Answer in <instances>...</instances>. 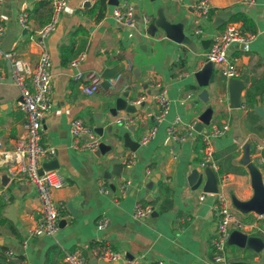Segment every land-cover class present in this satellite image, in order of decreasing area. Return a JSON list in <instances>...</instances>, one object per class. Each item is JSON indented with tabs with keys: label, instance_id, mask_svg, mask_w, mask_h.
Masks as SVG:
<instances>
[{
	"label": "crops",
	"instance_id": "0c3cea01",
	"mask_svg": "<svg viewBox=\"0 0 264 264\" xmlns=\"http://www.w3.org/2000/svg\"><path fill=\"white\" fill-rule=\"evenodd\" d=\"M95 1L67 0L55 29L45 39L52 58V107L44 119L42 141L55 149V156L51 159L55 163L49 170L60 172L66 181L63 187L52 191L54 201L66 206L59 220L64 223L59 224L55 235H32L29 230L40 216L35 189L13 178L10 182L12 188L0 185V217L7 219L0 223L3 264H19L23 259L28 264H65V252L80 253L91 264L92 259L98 256L99 240L122 253L125 259L140 258L139 264H213L211 239L216 231L214 204L217 197L214 193H205L200 200L202 187L192 189L187 182L192 169L203 170L199 167L201 148L196 149L198 136L176 142L169 139L167 128L176 116L180 117L182 127L197 122L201 112L212 107L210 122L228 124V130L211 141L218 173H221V166L222 173L230 177L223 190L225 193L228 189L233 190L240 199L251 196L249 175L247 172H234L232 166L242 167L238 159L246 139L252 140L253 154L258 146L264 152V121L251 115L255 106L264 109V93L256 96L252 109L246 107L244 96L252 82H259L261 90L264 89V0H255L254 3L246 0H208L211 16L207 15L197 24L192 14L197 0H128L139 16L134 27L119 24L113 19L115 5H109L107 0L103 18L95 21L90 9ZM40 2L44 5L36 10ZM22 10L27 13L28 27L18 19ZM49 11V0H2L0 25L4 33L0 39L1 47L14 50L20 58L34 66L40 53L37 32L45 25ZM161 11L172 22L187 17L186 33L196 34L197 28L202 29L203 33L195 39V52L184 44L167 39L160 30L154 37L147 34L148 25H144L142 15H147L151 22ZM224 12H230L224 26L213 27L214 17ZM237 14L245 16L247 22L240 18L228 21L230 16ZM230 23L239 26L241 31L256 33L246 46L233 43L228 48L229 56L237 59L239 78L245 82L242 105L238 109L229 107L228 79L219 73L215 65L208 85L211 96L207 103L198 99L202 87L197 86L193 77V72L202 67L207 50L202 48L201 40L211 42ZM62 46L78 51L76 57L84 54L78 67H71L69 62L62 63ZM120 62L126 65L119 81L112 83L109 89L100 85V89L92 95L82 90L83 85L88 83L86 80L74 78L78 70L84 73L93 71L100 76L105 67ZM135 68L138 69L136 75L133 73ZM0 74L3 77L0 80V169L9 172L12 166L4 161L3 154L14 148L21 135L24 114L16 105L19 90L10 77L9 64L1 57ZM157 81L165 88L170 100L169 111L162 121L156 119L159 107L155 95L160 90L155 86ZM129 86V95L134 103L140 98L144 101V106L136 112L144 119L138 123L134 139L139 142L140 137L152 127H156V135L148 143L139 144L134 151L135 163L130 168H124L119 177L111 175L108 179L104 177L106 170L111 171L107 160L118 155L116 149L119 144L115 143L113 150L100 157L96 152L78 151L72 146L69 123L79 118L94 129L103 127L101 141H114L106 131L107 125L113 124L115 128V119L127 114L121 112L116 117L109 116L105 109L109 104L107 96L112 91L118 94L128 91ZM129 151L125 149L120 154V160ZM147 169L150 174H146ZM156 174L159 178L151 189H147L146 185ZM100 185L106 186L109 191L100 192ZM15 202L14 220H11L5 214ZM136 202L152 207L156 214L147 218L135 217L133 209ZM69 205L75 209L74 213L69 210ZM101 216L106 217L107 224L98 230L96 221ZM240 216L243 220L252 216L244 220L246 227L243 231L264 238L263 217L253 214ZM8 249L15 253L16 258L6 256ZM240 252L236 246L227 244V256ZM233 259L238 258L234 256ZM247 259L264 263V248Z\"/></svg>",
	"mask_w": 264,
	"mask_h": 264
},
{
	"label": "built area",
	"instance_id": "2783aa9c",
	"mask_svg": "<svg viewBox=\"0 0 264 264\" xmlns=\"http://www.w3.org/2000/svg\"><path fill=\"white\" fill-rule=\"evenodd\" d=\"M255 0H246L248 3H254ZM2 0H0V3ZM67 0H49L52 16L37 32L40 53L37 63L32 66L28 61L20 58L12 49H4L0 45V57L7 61L10 67V77L12 82L19 90V98L16 105L24 114L22 124V133L19 136L14 148L3 154L4 161L11 164L9 171L11 177L26 185H30L35 189L36 197L40 204V216L35 226L29 230L32 235H55L59 230V220L61 213L66 209L65 204L56 203L52 197V191L59 189L66 184L65 178L58 171L45 170L42 168L44 162L50 161L55 156V149L48 146L42 141L43 123L46 115L52 107V58L47 49L45 39L56 27L58 18L66 6ZM210 10L208 0H197L192 9L195 23H199L200 19L206 18ZM113 19L122 25L134 27L136 15L134 6L128 0L119 1L112 10ZM18 19L22 25H27V13L22 10ZM262 20L264 24V1L262 4ZM142 21L145 26L150 22L147 15H142ZM3 26L0 25V39L3 36ZM264 33V27L263 31ZM197 35L203 33L201 28L195 30ZM256 36L255 32L241 31L239 26L234 23L227 24L219 34L212 38L203 59L212 62L219 73L226 79L239 78L240 71L236 64V58L228 54V48L233 43H249ZM157 38V37H156ZM84 58V54L78 55L69 62L71 67H78L79 62ZM0 74V80L2 79ZM75 79L86 80L88 83L83 85L82 90L85 94L92 95L100 89L101 78L93 72L84 73L78 70ZM155 86L160 90L155 95L156 103L159 107L156 119L162 121L169 111L170 100L167 92L159 81L155 82ZM143 98H140L142 101ZM144 119L143 115L133 113L127 116H120L115 119V123H140ZM181 119L176 116L167 128L169 139L176 142H184L187 139L195 138L200 134L202 148L200 149L201 161L200 169L209 166L217 173L218 191L216 202L214 204V213L217 217L215 236L211 239L213 248V264H228L226 255V247L230 232L233 229L241 230L246 227V223L241 216L232 209L227 193L223 188L229 180V174L218 173V165L214 160L213 148L211 141L213 138L220 137L228 130V124H217L210 122L204 126L201 132L194 129L196 121L181 126ZM69 131L73 137L72 146L78 151L95 152L101 143L100 136L92 126L86 125L81 119H72L69 123ZM156 135V127L150 128L144 133L139 144H146ZM81 138H83L81 140ZM262 147L258 146L253 157L260 166L264 157L261 152ZM136 160V153H129L122 158L121 163L124 168H130ZM42 170V172H41ZM146 174H150V170H146ZM99 191L108 192V188L104 185L99 186ZM205 192L199 196L203 199ZM117 203V200H115ZM153 208L143 206L136 202L133 209V215L137 218H147L152 214ZM107 224L105 216H101L96 221V228L103 229ZM230 226V229H229ZM9 259L16 258L15 253L8 249L5 251ZM97 259L106 262H118L119 264H139L140 258L125 259L119 251L113 250L106 242L99 240V250ZM65 264H88L86 258L77 252H65L63 256ZM19 264H28L26 260H20Z\"/></svg>",
	"mask_w": 264,
	"mask_h": 264
},
{
	"label": "water",
	"instance_id": "95a60500",
	"mask_svg": "<svg viewBox=\"0 0 264 264\" xmlns=\"http://www.w3.org/2000/svg\"><path fill=\"white\" fill-rule=\"evenodd\" d=\"M153 1V0H151ZM119 0H107L109 5H117ZM88 4V3H87ZM230 12H224L220 15L214 17L212 26L221 27L225 24L227 16ZM187 24V17L181 18L177 22H172L167 19L161 12L158 13L154 21H151L146 27V32L151 37H154L156 32L162 31L165 37L177 44H184L189 47L193 52L196 51L195 39L198 38L197 34H191L190 32H185L184 27ZM201 45L203 49H208L210 45L209 40H201ZM246 46V43H242L241 47ZM126 63L120 62L110 67H105L100 77L103 79L101 82V87L104 89H109L113 86L112 83H117L120 79V74ZM214 70V65L207 59H203V65L200 69L193 72V77L196 81L198 87H202L199 91L197 97L200 101L207 103L210 100V89L208 87L210 80L212 79ZM138 72V69H133L134 75ZM113 80V81H112ZM245 87V82L240 78H230L227 81L226 88L228 92V104L231 109H238L242 105V91ZM131 86L128 87V91L118 94L116 91H112L107 96L108 105L105 107L107 113L111 117H116L119 113L133 114L136 113L141 107L144 106V101L134 103L129 95V90ZM255 113L264 121V109L260 106L254 107ZM213 109L212 107H207L198 116L197 122L194 129L197 132H201L204 126L208 125L211 121ZM114 128L113 124L107 125L108 135L114 138V141H109L106 143L101 141L96 154L98 157L106 155L109 151L113 150L115 143L119 144L116 149L118 155L111 157L107 160V163L111 165V171H105L104 177L110 178L111 175L119 177L124 169L120 154L124 152L125 149L130 151H135L139 142L134 139L133 134L137 131L138 123H118ZM95 131L99 136L103 135V127H96ZM253 143L251 139H246L241 145L242 154L238 159V164L245 168L247 174L249 175L250 187L252 189V194L247 199H240L233 190H227V195L230 201V205L233 210L246 217L253 214L258 217H263L264 219V172L262 168L256 163L253 157ZM55 161L50 160L44 162L42 167L45 170L51 169ZM42 172V170H41ZM159 175L156 174L146 185L147 189H151L152 184L157 181ZM12 177L7 169H0V185L3 187L12 188L10 183ZM187 182L192 189H197L200 186L202 191L205 193H214L218 191V176L217 173L212 170L209 166H206L202 171L197 168L191 170L187 176ZM113 187V186H112ZM114 188V187H113ZM16 202L7 208V213L5 216L11 220H14ZM69 210L74 213L75 209L69 205ZM156 212L152 211V215ZM64 223L63 220L59 222L60 226ZM230 229V226H229ZM228 245H234L241 250L238 255L229 254L227 256L229 260L228 264H264L249 261L247 257L259 253L264 248V238L261 235H250L245 231L233 229L230 232L228 238ZM251 251V253L247 252ZM236 256L238 259H233ZM91 264H119L118 262H106L102 259L93 258Z\"/></svg>",
	"mask_w": 264,
	"mask_h": 264
},
{
	"label": "trees",
	"instance_id": "16d2710c",
	"mask_svg": "<svg viewBox=\"0 0 264 264\" xmlns=\"http://www.w3.org/2000/svg\"><path fill=\"white\" fill-rule=\"evenodd\" d=\"M44 3L40 2L38 4V6L36 7V10H38V7L43 6ZM105 8H106V0H96L94 5L90 8L91 9V13L94 15V20L95 21H99L100 19L103 18L104 16V12H105ZM209 16H211V12L209 11L208 13ZM46 16V15H45ZM52 16V12H51V8L50 11L47 13V19H46V23H48L51 19ZM238 18H240L244 23L247 22V18L243 15L237 14V15H233L229 17L228 21H235ZM45 23V24H46ZM224 26V25H223ZM221 26V27H223ZM78 51H73L72 48H67L65 46L61 47V59H62V63L66 64L68 62H70L72 59H74L77 55ZM259 82H252L248 88L245 91V104L247 108L252 109L254 104H255V98L257 95H262L264 93V89L261 90L260 86H259ZM251 115L253 116L254 119H260L261 118L253 111L251 110ZM254 122V121H253ZM203 144L201 141V137L200 134L198 135V146H197V151L202 148ZM263 157H264V152L262 153ZM261 167L264 169V164L261 165ZM232 170L234 172H242V173H246L245 169L239 166H232ZM220 172H223V168L220 166ZM264 172V171H263ZM252 216H248L246 218H244V220H249ZM7 219L0 217V223H4L6 222ZM0 253H1V247H0ZM1 258V263L3 264L5 262L4 257H2L0 255Z\"/></svg>",
	"mask_w": 264,
	"mask_h": 264
},
{
	"label": "rangeland",
	"instance_id": "374dc122",
	"mask_svg": "<svg viewBox=\"0 0 264 264\" xmlns=\"http://www.w3.org/2000/svg\"><path fill=\"white\" fill-rule=\"evenodd\" d=\"M230 259H228V261H229Z\"/></svg>",
	"mask_w": 264,
	"mask_h": 264
}]
</instances>
